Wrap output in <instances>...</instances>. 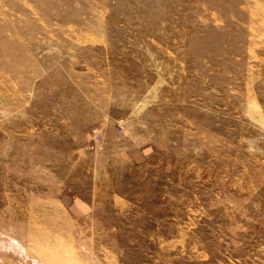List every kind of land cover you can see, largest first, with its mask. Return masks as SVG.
<instances>
[{"label":"rangeland","instance_id":"obj_1","mask_svg":"<svg viewBox=\"0 0 264 264\" xmlns=\"http://www.w3.org/2000/svg\"><path fill=\"white\" fill-rule=\"evenodd\" d=\"M0 264H264V0H0Z\"/></svg>","mask_w":264,"mask_h":264},{"label":"built area","instance_id":"obj_2","mask_svg":"<svg viewBox=\"0 0 264 264\" xmlns=\"http://www.w3.org/2000/svg\"><path fill=\"white\" fill-rule=\"evenodd\" d=\"M122 130V127L120 126V131ZM101 134H100V130L99 129H95L93 130L92 132V135H91V139L92 140V143H91V148L92 149H95L98 144L101 142Z\"/></svg>","mask_w":264,"mask_h":264},{"label":"crops","instance_id":"obj_3","mask_svg":"<svg viewBox=\"0 0 264 264\" xmlns=\"http://www.w3.org/2000/svg\"><path fill=\"white\" fill-rule=\"evenodd\" d=\"M146 155H148V154L146 153Z\"/></svg>","mask_w":264,"mask_h":264}]
</instances>
